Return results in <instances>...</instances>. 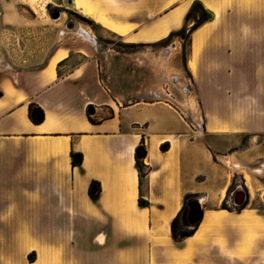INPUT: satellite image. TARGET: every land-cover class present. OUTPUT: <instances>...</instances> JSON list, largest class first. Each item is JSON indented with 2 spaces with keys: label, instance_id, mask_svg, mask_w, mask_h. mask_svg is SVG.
Listing matches in <instances>:
<instances>
[{
  "label": "crops",
  "instance_id": "crops-1",
  "mask_svg": "<svg viewBox=\"0 0 264 264\" xmlns=\"http://www.w3.org/2000/svg\"><path fill=\"white\" fill-rule=\"evenodd\" d=\"M192 1L127 0L126 20L111 21L126 43L157 42ZM199 1L212 18L188 41L197 115L152 98L145 69L137 82L102 72L84 37L40 69L0 75V264H264L263 194L239 212L220 208L232 176L264 155V0ZM188 194L202 217L176 242L170 222Z\"/></svg>",
  "mask_w": 264,
  "mask_h": 264
},
{
  "label": "rangeland",
  "instance_id": "rangeland-1",
  "mask_svg": "<svg viewBox=\"0 0 264 264\" xmlns=\"http://www.w3.org/2000/svg\"><path fill=\"white\" fill-rule=\"evenodd\" d=\"M80 1L84 2V0H0V75L13 77L19 72L40 69L57 47L64 44L78 45L76 40L84 37L91 40L93 51L103 61V66L100 64L102 72L110 71L117 79L130 78L137 82L142 81L145 69V73H149L146 77L150 78L152 98L158 94L161 98L177 103L183 113L189 104H193L197 115V106L190 94V76L186 65L187 41L183 42L179 37L173 36L166 44L151 42L135 47L126 46L128 43L116 33L84 15L78 7ZM87 1L107 18L116 21L126 20L127 0ZM55 12L59 13L56 19L52 18ZM81 16L90 18L94 24H88ZM175 40L181 43L177 48L173 44ZM106 76L104 75L105 78ZM195 122L201 130L200 118L197 117ZM242 147L243 144L240 143L239 146L231 147L229 151ZM241 169V174H234L229 183L227 205L231 208L233 205L230 197L236 189L245 191L247 196L254 194L264 196V155L251 163L249 168ZM252 202V205H256L255 200Z\"/></svg>",
  "mask_w": 264,
  "mask_h": 264
},
{
  "label": "trees",
  "instance_id": "trees-1",
  "mask_svg": "<svg viewBox=\"0 0 264 264\" xmlns=\"http://www.w3.org/2000/svg\"><path fill=\"white\" fill-rule=\"evenodd\" d=\"M211 18H212V13L209 10H207L206 8H204V6L202 5V3L199 0H193L192 3L190 4L188 10L184 14L183 25L175 31H170L166 37L158 40L155 43L166 44L173 36L179 37L180 39L183 40V42H185V41L188 42L191 32L193 30H195L197 27H199L202 23L208 21ZM82 19L84 21H86L88 24H94L93 20H91L90 18L82 17ZM147 44L148 43H145V44H143V43L142 44L141 43H128V44H126V46L135 47L137 45H147ZM182 49H183V46H182ZM87 118L90 119V116L87 115ZM75 156L79 157L78 162L74 161ZM135 160H136V169L138 171V177H139V183H140L141 178L144 175L145 166L142 164V162H141L142 160H139L136 157V155H135ZM71 163H72V165H75V164L79 165L80 164V154L79 153H71ZM92 188H95L94 192L91 191ZM229 189H230V185L228 186V188L226 190V195H225L224 199L220 203V208L226 209L228 211L234 210V211L239 212L240 210H242L246 206L247 198H246V200L242 206H240V207L233 206L231 208L227 205V202H226L227 199L229 198V195H228ZM98 193H99V184H98V182L92 180L88 186V195L92 199H95L98 197ZM191 196H194V195L188 194L184 197V204H185V200ZM246 196H247V194H246ZM137 203L139 206H146L147 205V202L145 200H143L141 197L138 198ZM183 207L184 206H182L180 211L172 218V220L170 222V236H171V239L173 241H176V242H179L182 239L192 235V233L194 232V229L185 230L180 225V214L183 210Z\"/></svg>",
  "mask_w": 264,
  "mask_h": 264
},
{
  "label": "water",
  "instance_id": "water-1",
  "mask_svg": "<svg viewBox=\"0 0 264 264\" xmlns=\"http://www.w3.org/2000/svg\"><path fill=\"white\" fill-rule=\"evenodd\" d=\"M59 13L55 12L52 15V18L56 19L58 18ZM70 26V25H69ZM94 112V109L92 106H89L87 108V113L92 114ZM29 117L33 122H39L42 120V111L37 107L33 106L29 110ZM135 155L139 160H142V158L145 155V150L142 145H139L136 148ZM74 161L78 162L79 157L75 156ZM95 188H92L91 191L94 192ZM247 196L245 191L241 189H236L232 192L230 201L231 204L235 207H240L244 204ZM202 217V205L198 197L191 196L188 197L185 200V204L183 207V210L180 214V225L185 230H192L194 229L198 223L200 222Z\"/></svg>",
  "mask_w": 264,
  "mask_h": 264
},
{
  "label": "bare ground",
  "instance_id": "bare-ground-1",
  "mask_svg": "<svg viewBox=\"0 0 264 264\" xmlns=\"http://www.w3.org/2000/svg\"><path fill=\"white\" fill-rule=\"evenodd\" d=\"M80 7V11L88 16V17H91L93 18L97 23H99L100 25H102L103 27L115 32V33H118V34H121L123 29H120L116 24H114L110 18H107L105 17L99 9H97L95 6H93L91 3H89L87 0H84L83 1H80V4L79 6ZM123 28V27H122ZM163 31V29L161 30ZM125 34V33H124ZM85 37H88L87 35H85ZM61 56V54H57V56L55 58H53L52 62L50 63L49 65V68H48V72L51 73L52 70H53V64L54 62Z\"/></svg>",
  "mask_w": 264,
  "mask_h": 264
}]
</instances>
